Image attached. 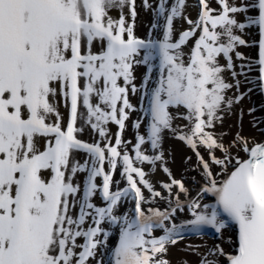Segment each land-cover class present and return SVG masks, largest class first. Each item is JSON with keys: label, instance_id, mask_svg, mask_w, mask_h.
Segmentation results:
<instances>
[{"label": "snow or ice", "instance_id": "obj_1", "mask_svg": "<svg viewBox=\"0 0 264 264\" xmlns=\"http://www.w3.org/2000/svg\"><path fill=\"white\" fill-rule=\"evenodd\" d=\"M188 7L0 0V264H264V0Z\"/></svg>", "mask_w": 264, "mask_h": 264}, {"label": "bare ground", "instance_id": "obj_2", "mask_svg": "<svg viewBox=\"0 0 264 264\" xmlns=\"http://www.w3.org/2000/svg\"><path fill=\"white\" fill-rule=\"evenodd\" d=\"M141 3V0H137V5L139 6ZM196 3V0H188V4L189 7L186 10V14L190 15L191 18H195L196 17V9L194 7H192V5H194ZM138 11L140 12L139 15V22H138V27H137V35H145L146 31H147V25L150 22V16L146 13H144L139 7H138ZM115 14V13H113ZM180 27L179 22L177 23V28ZM186 27V25H185ZM143 71V69L138 70L137 75H139V73ZM259 103L260 102V97L259 96H253L252 97V101H249L247 98L242 102L243 103V107L245 109V115H244V120H243V134L248 135V136H255L256 133L255 131L250 127L249 125V116L247 115V108L249 106H251L252 103ZM133 103H136V100L133 98ZM133 118H135V114H133ZM237 118L235 116L228 118L225 120V124H224V129L228 130L230 129L231 132H235L237 130ZM165 147H171L174 156H175V163L171 164V168L174 172V174H176L177 176H179L181 174V172L183 171V157L186 154H190L188 153L187 149L184 148V146L178 142L175 141H166L165 143ZM195 159V157H193V160ZM156 178H160L159 176ZM206 241L208 244H212L214 242L213 237L211 235H208L206 237L203 238V240L199 239V238H193L192 239V243H202ZM184 255V253H182L179 248H173L170 249V253H169V259H171L173 262H175L178 258L182 257ZM190 260L194 259V257L189 256L188 257Z\"/></svg>", "mask_w": 264, "mask_h": 264}]
</instances>
